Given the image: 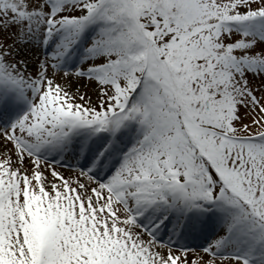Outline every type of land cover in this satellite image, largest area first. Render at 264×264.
Instances as JSON below:
<instances>
[{
  "label": "snow or ice",
  "instance_id": "snow-or-ice-1",
  "mask_svg": "<svg viewBox=\"0 0 264 264\" xmlns=\"http://www.w3.org/2000/svg\"><path fill=\"white\" fill-rule=\"evenodd\" d=\"M0 264H264V0H0Z\"/></svg>",
  "mask_w": 264,
  "mask_h": 264
}]
</instances>
